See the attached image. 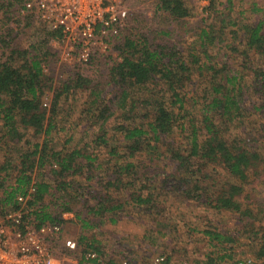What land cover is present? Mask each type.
<instances>
[{
  "label": "trees",
  "instance_id": "obj_1",
  "mask_svg": "<svg viewBox=\"0 0 264 264\" xmlns=\"http://www.w3.org/2000/svg\"><path fill=\"white\" fill-rule=\"evenodd\" d=\"M25 1L0 0V215L20 209L18 196L33 187L25 222L64 227L63 214L74 213L78 247L105 256L93 230L124 219L158 222L171 202H183L233 215L237 230L202 232L219 245L246 237L264 264V207L243 199L264 166V8L253 2L252 15L240 18L233 14L238 0H210L204 26L182 41L174 25L185 29L193 6L156 0L166 24L144 21L120 36L116 58L65 65L72 70L58 85L44 71L57 58L47 47L57 33L22 14ZM28 28L43 39L23 46L17 40ZM104 61L99 79L87 75ZM78 92L94 97L86 112L98 128L76 146L66 147L69 136L57 148L66 129L58 119L62 102ZM163 226L162 235L178 230L175 222ZM108 252L104 264L128 257L116 242ZM225 257L233 256L218 259Z\"/></svg>",
  "mask_w": 264,
  "mask_h": 264
},
{
  "label": "rangeland",
  "instance_id": "obj_2",
  "mask_svg": "<svg viewBox=\"0 0 264 264\" xmlns=\"http://www.w3.org/2000/svg\"><path fill=\"white\" fill-rule=\"evenodd\" d=\"M218 2H226V0H217ZM190 4L194 8L193 17L189 18L185 23V29L181 28V25L174 27L179 30V36L182 41H193L197 36L199 28L203 27L208 16L206 7L210 5V0H189ZM257 2L262 8H264V0H238L239 7L236 8L237 12L233 14L241 18L239 12H244L243 16H251L250 12L251 4ZM129 17L126 21V25L121 32V37L124 35H130L132 32H136L138 27L142 26L144 21H151L157 25L166 24L165 19L156 15V0H126ZM244 10V11H243ZM21 11V8H20ZM19 16L15 19H21ZM257 17L259 15H253ZM3 16L0 13V26ZM18 26V24L15 23ZM23 30V29H19ZM1 31V30H0ZM34 30L27 29L22 33L18 42L23 46H26L32 41L42 40L43 34L36 35ZM138 31V30H137ZM187 34V35H185ZM38 36V37H37ZM47 47L55 52V47L49 42ZM108 56L117 57V51L114 46L107 54ZM105 56V57H108ZM56 57H50L49 62L46 64L47 72L53 73L56 83L59 85V81L62 77L68 73V70L72 68H65V65L71 66V64L61 63L56 61ZM103 58L102 60H104ZM61 63V64H60ZM91 69L92 74H87L92 79H99L100 75L107 69L106 62H96ZM96 74L98 77L96 78ZM51 101L52 94L49 95ZM47 97V96H46ZM46 97L44 99H46ZM94 97H89L88 92H78L74 96H71L69 100L62 102V107L58 115L60 123L66 127L58 136L60 142L56 145L57 148L65 147V139L72 136V141L66 144V147L76 146L81 136H92L98 128V124H92L88 120L90 114H88L87 106H90V100ZM98 106V104H97ZM102 107V105H101ZM119 112V111H118ZM116 116L112 117L109 122H113ZM90 125V126H89ZM259 171L260 176L254 179L248 184L244 193V204L251 208L261 209L264 207V166H261ZM27 212V211H26ZM74 215V213H72ZM74 216L64 223L63 236L60 242L54 243L56 257L59 259L60 264H85L83 261L84 250L78 247L74 250H65L63 253L60 251V244H63L64 240L71 238L77 242L80 235L79 225L74 223L72 219ZM161 221H150L147 218L144 223L140 219L121 220L118 224H104L100 227V230H93L97 237L105 245V256L101 255L103 262L107 260L108 251L113 249L114 243L120 245L121 248L126 249V258L139 262L140 264H154V259L159 255H165L169 257V263L167 264H181L184 260H189L192 264H223L218 259L219 255L231 254L232 259H227L226 262L234 264L236 260L244 258L246 256L255 257V251L250 240L246 237L241 239L234 245H219L216 242H210L207 235L202 231L209 228L214 229L215 226L224 230L235 231L239 228V224L235 217L228 213H215L212 209L197 207L193 204L171 202L168 213H165L160 217ZM164 222L169 223L171 226L174 222L178 226L176 232H168L165 235L160 234L158 231L160 228H164ZM162 223V224H161ZM263 227V226H262ZM194 229L191 231V229ZM264 228V227H263ZM174 231V230H172ZM181 235V236H180ZM58 249V251H57ZM72 252V253H71ZM71 253V254H70ZM72 259L71 262L67 260ZM213 259V262L211 261ZM104 264V263H103Z\"/></svg>",
  "mask_w": 264,
  "mask_h": 264
},
{
  "label": "built area",
  "instance_id": "obj_3",
  "mask_svg": "<svg viewBox=\"0 0 264 264\" xmlns=\"http://www.w3.org/2000/svg\"><path fill=\"white\" fill-rule=\"evenodd\" d=\"M21 13L32 15L57 33L50 43L56 48L59 62L82 65L107 56L129 17L126 0H26ZM44 71L47 72V66ZM48 100L46 97L44 105H48ZM33 191L31 187L28 196H18L23 203L20 209L0 215V264H56L53 245L62 240L63 225L46 223L37 227L25 222V202ZM63 244L67 250L78 249L71 238ZM83 259L85 264L103 263L101 255L91 249L83 253ZM122 264L140 263L123 259ZM154 264H167V256H157ZM181 264L192 263L184 260ZM236 264L259 262L246 256L236 260Z\"/></svg>",
  "mask_w": 264,
  "mask_h": 264
},
{
  "label": "crops",
  "instance_id": "obj_4",
  "mask_svg": "<svg viewBox=\"0 0 264 264\" xmlns=\"http://www.w3.org/2000/svg\"><path fill=\"white\" fill-rule=\"evenodd\" d=\"M68 213H70V212H68ZM68 213H64L63 214V217L66 219V220H68L69 218L71 219L74 215L72 214V213H70V214H68ZM73 215V216H72ZM61 246H60V251L63 253V251H64V246L62 245V244H60ZM65 250H67L66 248H65ZM57 251H58V249H57ZM227 259H229L228 257H225L224 259H219V260H221V262H223V264H231V262H226V260ZM71 260L72 259H69V260H67V262L69 263V262H71ZM83 261H84V259H83ZM56 264H60V261H59V259L56 257ZM234 264H236V262L234 263Z\"/></svg>",
  "mask_w": 264,
  "mask_h": 264
}]
</instances>
